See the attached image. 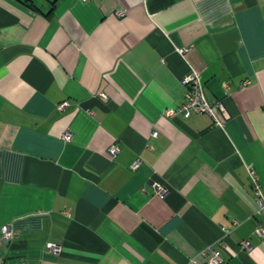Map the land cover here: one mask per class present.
<instances>
[{
	"label": "crops",
	"instance_id": "1",
	"mask_svg": "<svg viewBox=\"0 0 264 264\" xmlns=\"http://www.w3.org/2000/svg\"><path fill=\"white\" fill-rule=\"evenodd\" d=\"M191 70L223 129L163 115ZM247 168L264 194V0H0L3 264H264Z\"/></svg>",
	"mask_w": 264,
	"mask_h": 264
},
{
	"label": "built area",
	"instance_id": "2",
	"mask_svg": "<svg viewBox=\"0 0 264 264\" xmlns=\"http://www.w3.org/2000/svg\"><path fill=\"white\" fill-rule=\"evenodd\" d=\"M87 1V0H82ZM117 17H123L124 12L118 11L115 14ZM185 50H179L180 54H183ZM181 85L185 88L184 96L182 103L179 107L174 109H167L163 112V115L167 118H171L176 115H182L184 118H189L192 115H205L209 117L215 127L223 129L225 126L224 114L226 108L221 101L215 102L214 104L209 103L203 92L202 84L200 82L199 74L191 70L189 74L182 77L180 80ZM67 106V102H62L56 106L58 112H62ZM152 137L157 136L156 132H153ZM71 132H66L62 136L64 142H70L72 140ZM120 152V149L117 145H112L109 147L108 155L110 158H115ZM140 160L137 158L131 165V169L135 170L140 166ZM247 174L249 176L253 197L256 205L255 216L264 217V194L261 190V185L255 174V171L252 168H247ZM150 188L153 194L163 200L167 195V189L165 186L158 182H152ZM233 225H237L236 222ZM224 234H228V230H223ZM255 233L260 239H264V226L260 223H257L255 226ZM14 232L9 225H4L1 227L0 234V245L8 243L13 237ZM240 246L243 250H250L251 246L249 242L243 241L240 243ZM45 249L53 254L58 255L60 253V247L55 244H46ZM209 253L208 264H220L222 262L218 252L207 249ZM0 264H3V259L0 256Z\"/></svg>",
	"mask_w": 264,
	"mask_h": 264
}]
</instances>
